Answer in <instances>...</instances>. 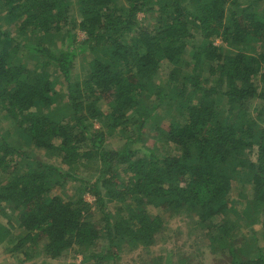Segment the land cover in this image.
<instances>
[{"label":"trees","instance_id":"1","mask_svg":"<svg viewBox=\"0 0 264 264\" xmlns=\"http://www.w3.org/2000/svg\"><path fill=\"white\" fill-rule=\"evenodd\" d=\"M0 108L15 124L14 139L0 128L11 254L116 264L157 242L152 206L196 214L227 264H264V0H0ZM149 122L173 153L145 144ZM237 180L253 193L231 203Z\"/></svg>","mask_w":264,"mask_h":264},{"label":"rangeland","instance_id":"2","mask_svg":"<svg viewBox=\"0 0 264 264\" xmlns=\"http://www.w3.org/2000/svg\"><path fill=\"white\" fill-rule=\"evenodd\" d=\"M142 17H144V14L139 13L138 18L142 19ZM82 38H84V33L78 31L77 39L81 40ZM216 43H218V40H216ZM89 58L90 56L87 53H81L75 57L72 68L73 77L82 78L87 76ZM169 69V63L164 62L155 80L159 83L164 82ZM53 76L56 82V89L64 93L66 91V82L63 75L59 72H55ZM256 83L257 86L260 85L259 80ZM152 127L151 122H149L144 129L145 137L147 138L145 144L149 146L156 144V139L154 138V134H152ZM0 128L4 129V131H8V136L14 139L15 124L5 116L1 108ZM110 142L117 144L118 140L110 139ZM156 147L161 154L173 153L172 147L166 143L158 142ZM34 153L37 157L43 158L45 161L55 160L54 157H46L43 151H35ZM70 185L71 187H69ZM72 185L73 183L66 185L64 194L71 195L73 193L75 186ZM252 193V187L249 184L237 180L232 183L229 200L231 203H235L236 201L241 202V195H244V197H251ZM84 199L90 203L93 202V197L91 195L85 194ZM108 209L113 211L115 207L110 205ZM147 211L152 214H159L165 220L164 230L161 234H158L157 242L147 249V251L143 248L128 249L125 247V249L120 252L116 264H227L225 256L220 251L217 252L211 249L207 228L198 224L196 214L193 212L192 214L173 215L169 210H160L152 206H148ZM95 216H97V220L101 221V215ZM0 222H6V220L1 217V214ZM241 223L244 225L245 221L241 220ZM102 224L103 223H99V225ZM254 227L257 232L258 241H261L260 225H255ZM12 231L15 235L19 232V229L13 228ZM6 247V243L0 245V264H72L78 263L81 260V255L72 251L56 259H51L48 256L37 253L32 259L25 260L23 258L24 255L19 252L11 254L5 249Z\"/></svg>","mask_w":264,"mask_h":264}]
</instances>
